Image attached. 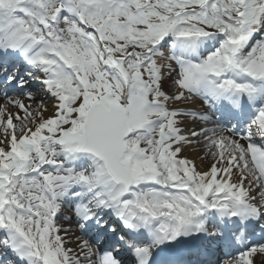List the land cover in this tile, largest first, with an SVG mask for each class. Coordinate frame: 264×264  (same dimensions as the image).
<instances>
[{
	"label": "snow or ice",
	"instance_id": "6c2138e0",
	"mask_svg": "<svg viewBox=\"0 0 264 264\" xmlns=\"http://www.w3.org/2000/svg\"><path fill=\"white\" fill-rule=\"evenodd\" d=\"M0 264H264V0H0Z\"/></svg>",
	"mask_w": 264,
	"mask_h": 264
},
{
	"label": "bare ground",
	"instance_id": "6f19581e",
	"mask_svg": "<svg viewBox=\"0 0 264 264\" xmlns=\"http://www.w3.org/2000/svg\"><path fill=\"white\" fill-rule=\"evenodd\" d=\"M189 156H190L191 158H193V159L196 160L197 167H198L201 171H203V170H205V169L207 168V165H205V164L202 165V164L200 163V159L197 158L196 153H191Z\"/></svg>",
	"mask_w": 264,
	"mask_h": 264
}]
</instances>
